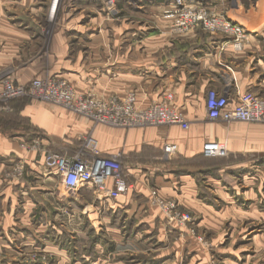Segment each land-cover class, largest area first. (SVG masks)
<instances>
[{
    "label": "crops",
    "instance_id": "obj_1",
    "mask_svg": "<svg viewBox=\"0 0 264 264\" xmlns=\"http://www.w3.org/2000/svg\"><path fill=\"white\" fill-rule=\"evenodd\" d=\"M104 1L60 0L61 25L46 39L39 23L44 16L41 0H0V75L6 74L14 85H26L35 78L61 77L71 84L76 95L91 94L97 99H123L134 93L140 109L170 96L171 105L184 114L189 128H108L35 100L16 99L9 102L10 107H1L0 248L12 255L19 254L23 247L37 246L36 242L41 241L37 227L57 223L67 228L70 220L67 200L60 201L61 209H55V215L45 208L36 217L37 208L47 198L51 200L52 195L61 193L54 189L53 178L44 172L42 155L20 147L31 138L39 139L47 151L70 155L74 144L90 135L97 141L101 156L121 155L123 171L131 182L130 191L111 201L100 198L90 188L80 189L78 198L84 199L79 213L82 217L74 216L72 220L77 227L84 225L85 213L89 222L108 223L105 218H97L107 203L105 210H110L111 215L123 210L135 227H143L134 241L144 238L163 242L179 228L168 226L160 210L152 206V189L163 199H177L182 208L197 217L199 230L207 234L219 235L226 224L237 227L256 221V210L260 208L252 197L246 196L249 191H244L242 202L249 201V205L240 206L219 187L216 193L220 194L222 206L214 207L198 195L195 176L204 174V182L212 184L208 180L212 161L202 152L206 142H225L228 157L233 160L256 161V154L264 155L263 125L212 123L204 114L210 90L231 101L244 92L264 99V0H204L209 11L239 24L248 33V43L239 51L224 37L200 30L176 35L171 28V6L166 0H113L115 4L107 12ZM165 145L175 147L169 157L163 152ZM13 159H22L27 173L23 182L9 184L2 173ZM84 189L92 191L96 204L91 214ZM252 232L250 227L240 237L236 235L242 240L250 237L249 245L256 258V234ZM117 237L112 234L113 240L117 241ZM129 239L126 243L132 242ZM43 240V248L54 249L61 258L60 264H67L64 252ZM188 240L189 255L197 260L193 241ZM2 242H15L19 248L12 249ZM173 254L174 258L179 256L175 251Z\"/></svg>",
    "mask_w": 264,
    "mask_h": 264
},
{
    "label": "rangeland",
    "instance_id": "obj_2",
    "mask_svg": "<svg viewBox=\"0 0 264 264\" xmlns=\"http://www.w3.org/2000/svg\"><path fill=\"white\" fill-rule=\"evenodd\" d=\"M108 2L109 0L103 2V7L106 12L109 7ZM40 4L42 6L44 5V16L39 21L40 26L42 27L41 32L42 35L48 39L55 29L61 25L60 17L58 16L60 12V0H41L39 5ZM53 13L58 14L56 17L55 15L50 17L49 15ZM87 17L88 16H86V18ZM201 35L204 36V34ZM72 47V52L75 53L77 51L75 49L76 46L74 45ZM59 78L71 85L66 79ZM19 100L33 99L21 98ZM8 107H10L9 102L4 108ZM204 114L206 117L205 111ZM216 122L222 121H215L212 123ZM24 127H26V125H24ZM33 140L39 141V139L36 138H31L28 139V141H25L29 143ZM220 143L226 146L225 142ZM80 147L81 142L79 140L74 144V152L69 154L72 155L78 152ZM206 156L212 161V170L211 173H209L211 178L208 179L212 181V184H206L203 178L204 174L197 173L198 175L195 176V180L199 186L200 192L198 195L204 200V202L212 204L214 207H220L222 206L219 201L220 194L216 193V189L220 187L219 189L229 194L231 197L230 199L233 197L234 201L240 206H248V203H250L249 201H246L245 204H242V202L246 195V193L244 194V191H249L246 196L252 197L256 201V207L260 208L256 210V221L254 224L246 225L245 222V225H238L237 227H231L226 224L219 235L207 234V232L199 230L200 228L197 226V217L182 208L177 199L162 198L164 201H174L178 204L181 211L188 213L193 218L192 222L185 225L170 222L164 211L154 203L155 196L152 195V192L155 190L152 189V206L157 207L160 210L164 221L168 226L173 225L179 229H177L173 235L171 234V236H168L163 242H157L156 239L151 238L149 241L144 238L134 241L133 238L136 234H142L143 227H135L134 222L129 219V216H126L123 213V210L116 211L111 215L110 210H105L108 207L107 203L103 204V209H100L97 218L98 220L105 218L108 220V223L103 222L99 225L96 221L92 222L91 220V222H89L85 213L84 217H86V219L85 222L83 221L84 225L82 227H77L72 220L74 216H78L79 213H81V209H83L82 206L84 205L82 200L84 199L78 198V192L71 193L63 189L59 182L52 177L54 181V189L56 190L58 188L61 196L58 193L52 195L51 200L47 198V202L43 203L42 206H39L35 214L37 213L36 217L38 218V215L42 214L41 211L48 208L50 213L52 212V214L55 215V212L53 211H55V209H61L62 203H60V201L65 203L67 200L69 205L67 214L70 219L68 227H61V225H58L57 223L47 227H37L40 229L38 230L39 232L37 235L39 236V239H41V241L36 242L37 246L27 249L23 247L19 249L20 253L17 255H12V252H6L4 249L0 248V264H60L59 260L61 258H58L54 249L50 248V250H46L43 248V238L54 244L51 247L57 246L59 251L62 250L64 252L62 256L64 257L63 259L67 261V264H254V262L256 264H264V240L262 238L264 234V213H262L264 208V155L256 154V161H244L242 158L233 160L228 157V154L226 157H218L215 155ZM235 166H239V168H234ZM16 167H19V169L22 168L20 174L17 172ZM26 173L27 168L25 162L22 159H13L10 160V163H8V166L3 171L2 178L7 183L14 184L20 181L23 182ZM129 183H131L130 180ZM83 192L86 193V195L83 194L84 197L89 196V198L85 199V202H88V205H90L88 212L90 211L89 213L91 214L93 212L91 209L93 208L94 210V207L96 206V204H93L92 191L84 189ZM62 196L63 198H61ZM79 217L82 216L79 215ZM91 219H94V216H91ZM250 227H253L252 233L256 234V258L253 256V249L250 248L249 245L250 237H246L244 240H242V238H237V235L240 237V233L244 229ZM112 229L118 231L114 232ZM232 230H236L235 233L237 235L234 234L233 238L228 240V236L232 233ZM112 232L118 235L116 238L117 241L112 239V234L114 235ZM55 237H57V240ZM130 237L132 242L126 243V240ZM188 239H191L193 241V246L196 247H194V249H196L199 255L197 260L194 258L192 259L189 255L190 243ZM2 243L4 244L6 242ZM5 245L12 249H15L16 246L18 247V245H15V242L6 243ZM174 251L177 256L179 255L176 258H174ZM200 255H202V258Z\"/></svg>",
    "mask_w": 264,
    "mask_h": 264
},
{
    "label": "built area",
    "instance_id": "obj_3",
    "mask_svg": "<svg viewBox=\"0 0 264 264\" xmlns=\"http://www.w3.org/2000/svg\"><path fill=\"white\" fill-rule=\"evenodd\" d=\"M171 6L174 17L172 31L178 35L195 33L200 30L210 36H222L226 43L239 51L248 42V33L242 26L223 16L211 13L204 0H166ZM114 1L109 0L108 8ZM31 98L62 108L90 121L114 129H133L149 127L178 126L187 130L189 124L182 112L171 105V97L154 102L145 109L136 106V96L129 93L123 99H97L91 94L76 95L73 88L57 77L35 78L26 85H14L6 74L0 75V104L2 108L16 99ZM0 105V107H1ZM205 112L210 122H242L264 126V99L250 92H244L231 101L224 94L208 91L205 98ZM81 147L72 155L47 151L40 141L22 142L24 150L40 153L43 157L44 172L56 179L68 192L77 193L80 189L90 188L100 198L111 201L125 196L131 189L127 175L121 165V155L101 156L97 141L90 135L80 139ZM163 152L169 157L175 147L165 145ZM204 155L226 157V146L219 142L203 144ZM20 174L22 168L16 167ZM154 203L166 214L170 222L188 224L193 218L179 209L174 201H164L155 191Z\"/></svg>",
    "mask_w": 264,
    "mask_h": 264
}]
</instances>
